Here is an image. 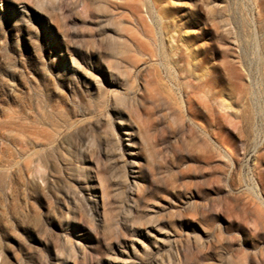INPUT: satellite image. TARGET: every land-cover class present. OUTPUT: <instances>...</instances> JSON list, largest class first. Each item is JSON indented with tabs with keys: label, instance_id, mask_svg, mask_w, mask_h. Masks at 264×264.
<instances>
[{
	"label": "rangeland",
	"instance_id": "obj_1",
	"mask_svg": "<svg viewBox=\"0 0 264 264\" xmlns=\"http://www.w3.org/2000/svg\"><path fill=\"white\" fill-rule=\"evenodd\" d=\"M256 1L0 0V264H264Z\"/></svg>",
	"mask_w": 264,
	"mask_h": 264
},
{
	"label": "bare ground",
	"instance_id": "obj_2",
	"mask_svg": "<svg viewBox=\"0 0 264 264\" xmlns=\"http://www.w3.org/2000/svg\"><path fill=\"white\" fill-rule=\"evenodd\" d=\"M255 3V6L258 14L264 17V0H257ZM115 114L116 116V126L118 128L122 129V134L125 135L124 140H126V144H120L118 137L116 136V130L115 128L111 125V122L108 120L109 126H110V131L108 135L105 137L106 143H111L112 146L114 147L115 151L117 152L118 157L123 161L122 162V169L124 173V179L128 181L127 179V172H133V168L138 165L139 161L137 159L138 154L137 151H135L133 148L130 146L133 145V136L135 135V126L131 121H126L128 113L123 110V109H118ZM129 169V170H128ZM132 186V193H135V190H138V183L136 180H132L130 182ZM131 193V194H132ZM68 247L70 249H73L74 244L70 241H68Z\"/></svg>",
	"mask_w": 264,
	"mask_h": 264
}]
</instances>
